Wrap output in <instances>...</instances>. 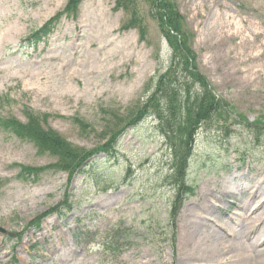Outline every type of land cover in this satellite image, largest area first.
I'll return each mask as SVG.
<instances>
[{
	"label": "rangeland",
	"instance_id": "rangeland-1",
	"mask_svg": "<svg viewBox=\"0 0 264 264\" xmlns=\"http://www.w3.org/2000/svg\"><path fill=\"white\" fill-rule=\"evenodd\" d=\"M172 1L197 70L224 105L196 135L188 174L194 194L169 217L173 150L153 117L124 132L114 157L98 153L72 177L48 167L55 157L0 127V264H212L197 254L204 234L192 248L191 232L204 231L211 218H228L218 207L226 196L249 205L258 196L251 186L264 184V0ZM66 2L0 0V120L46 116L44 125L60 138L92 151L117 120L131 117L149 93L148 81L177 56L149 4L139 8L142 40L137 29H122L127 15L114 0H79L75 17L61 14L54 30L27 48L26 35ZM24 167L44 169L34 176ZM229 184L237 186L224 191ZM65 195L69 212L28 224ZM263 220L239 242L233 232L235 246L253 253Z\"/></svg>",
	"mask_w": 264,
	"mask_h": 264
},
{
	"label": "trees",
	"instance_id": "trees-1",
	"mask_svg": "<svg viewBox=\"0 0 264 264\" xmlns=\"http://www.w3.org/2000/svg\"><path fill=\"white\" fill-rule=\"evenodd\" d=\"M114 2V8L123 10L127 15V19L121 24L122 29H137L142 40L146 38V27L139 16V8L142 2L149 4L151 6L149 14L158 22L174 59L177 56V62L173 61L165 72L148 81L146 87L149 93L139 104L140 106L135 107L131 117L127 120H117L110 128L112 131L109 132V138L92 151L81 150L60 138L56 132L44 125L46 116L41 118L32 112L26 114L25 122L16 118H5L0 120V126L20 140L32 142L37 150L55 157V163L48 167L65 171L71 177L75 172H84L86 165H89L87 162L98 153L115 156L118 141L127 128L136 126L149 116L155 118L159 121L157 130L160 136L167 147L173 150L171 173L168 176V180L170 179L168 184L173 190L170 204L172 209L169 214L173 217L184 198L193 193L194 185L189 182L188 173L194 154L196 135L202 125L210 124L212 115L219 114V110H222L224 105L213 92L205 76L197 70L194 56L185 45L187 32L184 29V18L172 0H114ZM78 4L79 0H67L61 11L33 31L30 35L34 40L33 43L35 44L51 31L61 14L75 17ZM196 86L199 88L196 89ZM122 121H126L123 126L120 125ZM92 162L91 165L94 163ZM43 169L44 167H24L23 170L33 174ZM67 195L59 204L31 222L38 224V220L50 212L56 211L61 214V211H64L61 205H70L66 199Z\"/></svg>",
	"mask_w": 264,
	"mask_h": 264
},
{
	"label": "bare ground",
	"instance_id": "bare-ground-1",
	"mask_svg": "<svg viewBox=\"0 0 264 264\" xmlns=\"http://www.w3.org/2000/svg\"><path fill=\"white\" fill-rule=\"evenodd\" d=\"M236 177L237 176L233 175L235 180L238 179V177L237 179ZM236 186L237 184L225 185L223 186V190L230 191L232 188H236ZM243 188L246 190L247 185L244 184ZM251 189L253 193L258 194L254 202L251 203V205L240 204L237 206V211L234 212V216H230L229 219L219 220L216 224V229H213L214 234H208L211 229L210 223L205 226L204 231H201L197 226L194 229L197 233L194 231L191 232V239L188 241V245L192 246V248L194 246L192 243H198L199 235L204 234L201 242H199V251L197 252L201 258H207L208 262H212V264H264V245L259 247V241L264 242V229L258 231L256 234L258 237L252 242L251 247L255 249L253 254L252 249H249L251 250L250 252H247L249 250L245 251V246L243 244L237 248L231 238H227V234L230 233L231 236L234 232L235 235L233 233L232 239H236L237 237L239 242V236L242 237L245 234H250L249 232L253 230L256 232L258 226L262 225L259 223L260 220L264 218V184L255 182V184L251 186ZM262 192L263 194L259 195V193ZM238 212H241V215L240 213L238 214ZM193 223L195 224V222ZM197 223L202 227L203 222ZM190 235L188 236V239L190 238ZM195 237L196 239L194 240ZM225 250H228L230 254H228L227 257H222L220 260L218 254L220 252H223L224 254ZM242 251L246 254L241 253Z\"/></svg>",
	"mask_w": 264,
	"mask_h": 264
}]
</instances>
